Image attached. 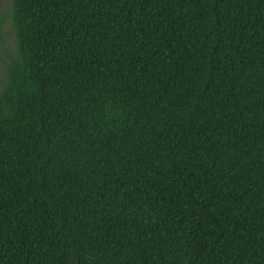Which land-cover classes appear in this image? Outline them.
I'll list each match as a JSON object with an SVG mask.
<instances>
[{"label": "trees", "instance_id": "obj_1", "mask_svg": "<svg viewBox=\"0 0 264 264\" xmlns=\"http://www.w3.org/2000/svg\"><path fill=\"white\" fill-rule=\"evenodd\" d=\"M0 264H264V0H12Z\"/></svg>", "mask_w": 264, "mask_h": 264}, {"label": "rangeland", "instance_id": "obj_2", "mask_svg": "<svg viewBox=\"0 0 264 264\" xmlns=\"http://www.w3.org/2000/svg\"><path fill=\"white\" fill-rule=\"evenodd\" d=\"M12 0H0V12L8 14L11 11ZM17 52L16 34L13 28V20L6 15L3 20L0 36V80L5 78L7 63Z\"/></svg>", "mask_w": 264, "mask_h": 264}]
</instances>
